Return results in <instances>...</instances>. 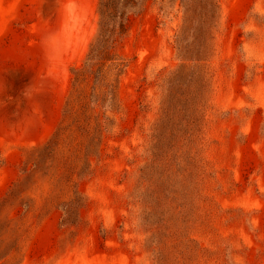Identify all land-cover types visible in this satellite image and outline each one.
<instances>
[{"label": "rangeland", "instance_id": "1", "mask_svg": "<svg viewBox=\"0 0 264 264\" xmlns=\"http://www.w3.org/2000/svg\"><path fill=\"white\" fill-rule=\"evenodd\" d=\"M98 3L0 0V264H264V0H137L109 73Z\"/></svg>", "mask_w": 264, "mask_h": 264}, {"label": "trees", "instance_id": "2", "mask_svg": "<svg viewBox=\"0 0 264 264\" xmlns=\"http://www.w3.org/2000/svg\"><path fill=\"white\" fill-rule=\"evenodd\" d=\"M136 3L137 0H99L98 32L87 55L86 63L89 64L88 71L99 73L98 68L93 69V66L105 59L110 62L107 69L108 73L118 69L115 58L107 56L124 33L125 24L128 20L127 13L130 9L136 7ZM94 59L96 60L93 62ZM189 242H192V240H189ZM195 250L197 253H200L202 248H196Z\"/></svg>", "mask_w": 264, "mask_h": 264}]
</instances>
